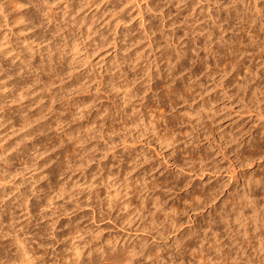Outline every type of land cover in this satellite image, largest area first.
I'll use <instances>...</instances> for the list:
<instances>
[{
	"label": "rangeland",
	"instance_id": "rangeland-1",
	"mask_svg": "<svg viewBox=\"0 0 264 264\" xmlns=\"http://www.w3.org/2000/svg\"><path fill=\"white\" fill-rule=\"evenodd\" d=\"M27 1L0 0V264H264V0Z\"/></svg>",
	"mask_w": 264,
	"mask_h": 264
},
{
	"label": "bare ground",
	"instance_id": "bare-ground-1",
	"mask_svg": "<svg viewBox=\"0 0 264 264\" xmlns=\"http://www.w3.org/2000/svg\"><path fill=\"white\" fill-rule=\"evenodd\" d=\"M23 1H25V0H23ZM23 1H22V0H12V2H14V3L16 4V5L14 4V7H15V6H16V8L18 7V10H17V11H19L21 7H24V6H27V7H28V5H25V3H24ZM34 1H35V4L33 3V4L35 5L34 7L37 9V6H38L37 3H36L37 0H33V2H34ZM39 1H40V0H39ZM46 1H47V0H46ZM46 1H45V4L47 3ZM68 1H75V0H66V2H68ZM27 2H28V1H27ZM66 2H65V3H66ZM29 3H32V0H29L28 4H29ZM41 3H42V5H44V4H43L44 2H42V0H41ZM41 3L38 2V4H41ZM48 3H49V2H48ZM48 3H47V7H48V5H49V7H50V3H51V2H50L49 4H48ZM73 3H75V2H73ZM66 4H68V3H66ZM71 5H72V2H71ZM71 5H70V6H71ZM27 7H26V8H27ZM41 7H42V6H41ZM45 7H46V6H45ZM45 7H44L43 9H45ZM66 7H67V6H66ZM68 7H69V6H68ZM14 9H15V8H14ZM21 9H22V8H21ZM36 9H35V10H36ZM43 9H41V10L43 11ZM48 9H49V8H48ZM48 9H47V10H48ZM24 10H25V8H24ZM24 10H21V11H20V15L17 16V17H19L20 20H22V19L25 18V17L27 18V15L29 14V9H28V8H27L25 11H24ZM39 10H40V6H39ZM49 10H51V9H49ZM49 12H50V11H48V13H49ZM51 12H52V11H51ZM41 13H42V12H41ZM41 13H40V14H41ZM46 13H47V12H46ZM46 13H45V14L42 13V14L44 15L43 17H45ZM48 13H47V15H48ZM18 14H19V13H18ZM49 14H50V13H49ZM51 15H52V14H50V16H51ZM40 16H42V15H40ZM30 17H31V18L29 19V16H28V19L34 21V19H33L34 17H32V16H30ZM35 17H37V16H35ZM43 17H42V18H43ZM51 17H52V16H51ZM26 18H25V19H26ZM37 19H40V18H37ZM45 19H46V18H45ZM50 19H51V18L49 17V20H50ZM41 20H42V19H41ZM49 20L47 19L46 21H49ZM50 21H51V20H50ZM50 21H49V22H50ZM35 22H37V21L35 20ZM35 22H33V23H35ZM40 22H41V21H40ZM40 22H39V23H40ZM49 22H48V23H49ZM42 23H44L43 20H42ZM42 23H41V24H42ZM48 23H47V24H48ZM36 24H37V23H36ZM36 24H34V26H35ZM47 24H46V25H47ZM44 25H45V24H44ZM44 25H43V26H44ZM34 26H33V28H34ZM38 26H40V25L38 24ZM38 26L36 25V27H38ZM41 26H42V25H41ZM31 27H32V24H31ZM31 27H30V28H31ZM41 28L43 29V27H41ZM44 28H45V26H44ZM39 29H40V27H39ZM42 29H41V31L39 30L40 33H41V32L44 33V31H42ZM46 29H48V32H49L50 29L47 28V27H46ZM32 31H33V30H32ZM35 31H36V30H35ZM35 31H34V32H35ZM34 32H33V33H34ZM39 32H38V30H37V33H36V34H38ZM40 33H39V34H40ZM43 33H42V34H43ZM39 34H38V35H39ZM40 36H41V35H40ZM40 38H41V37H40ZM26 39H27V37H26ZM23 40H24V39H23ZM23 40H22V43H24V41H25V40H24V41H23ZM28 40H29V39H27V41H28ZM29 41H31V40H29ZM29 41H28V42H29ZM36 41H37V40H36ZM36 41H35V42H36ZM38 41H39V39H38ZM38 41H37V42H38ZM33 42H34V41H33ZM35 42H34V43H35ZM37 42H36V43H37ZM25 43H26V42H25ZM25 43H24V44H25ZM30 44H31V42H30ZM40 44H41V43H40ZM25 45H26V44H25ZM27 46H28V44L26 45V47H27ZM38 46H39V44H38ZM26 47H24V48H26ZM30 47H31V45H29V48H30ZM27 48H28V47H27ZM27 48H26V49H27ZM22 49H23V48H22ZM22 49H21V50H22ZM26 49H24V50H26ZM38 49H39V48H38ZM24 50H23V51H24ZM29 50H31V49H29ZM18 53H20V55H21V52H18ZM23 55H24V53H22V56H21V57H23ZM49 57H50V59H51V55H49L48 58H49ZM13 58H14V57H13ZM24 58H25V57H24ZM21 59H23V58H21ZM247 83H248V82H247ZM249 85H250V84H249ZM255 85H256V84H255ZM3 86H4V85H3ZM5 86H6V85H5ZM256 87H257V86H256ZM240 88H241V87H240ZM242 88H243V87H242ZM245 90H246V89H245ZM251 90H253V89H251ZM255 90H256V89H255ZM253 91H254V90H253ZM256 91H257V90H256ZM260 91H261V90H260ZM261 92H262V91H261ZM262 95H263V94H262ZM258 96H259V95H258ZM253 97H254V96H253ZM250 100H251V99H250ZM231 134H232V133H231ZM237 136H238V135H237ZM162 140H163V139H162ZM164 140H167V138L164 139ZM230 142H231V141H230ZM238 142H239V141H238ZM245 142H246V141H245ZM230 144H231V143H230ZM239 144H240V143H239ZM223 150H224V149H223ZM196 157H198V156H196ZM205 160H206V159H205ZM201 162H202V161H201ZM197 165H198V164H197ZM205 166H206V165H205ZM203 172H204V170H203ZM167 179H168V178H167ZM127 186H128V185H127ZM127 186H126V187H127ZM210 187H211V186H210ZM126 201H127V200H126ZM128 202H129V201H128ZM126 203H127V202H125V204H126ZM122 204H123V203H122ZM127 204H128V203H127ZM154 204H155V203H154ZM31 206H32V205H31ZM153 217H154V216H153ZM154 218H155V217H154ZM155 221H156V220H155Z\"/></svg>",
	"mask_w": 264,
	"mask_h": 264
}]
</instances>
